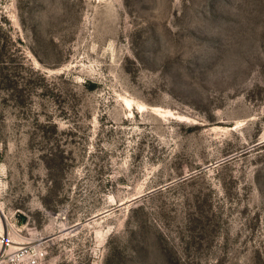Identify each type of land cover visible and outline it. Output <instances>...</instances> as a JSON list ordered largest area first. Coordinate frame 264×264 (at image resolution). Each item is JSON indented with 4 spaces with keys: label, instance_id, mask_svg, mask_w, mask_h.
<instances>
[{
    "label": "rangeland",
    "instance_id": "rangeland-1",
    "mask_svg": "<svg viewBox=\"0 0 264 264\" xmlns=\"http://www.w3.org/2000/svg\"><path fill=\"white\" fill-rule=\"evenodd\" d=\"M0 219L35 264H264V0H0Z\"/></svg>",
    "mask_w": 264,
    "mask_h": 264
},
{
    "label": "built area",
    "instance_id": "built-area-1",
    "mask_svg": "<svg viewBox=\"0 0 264 264\" xmlns=\"http://www.w3.org/2000/svg\"><path fill=\"white\" fill-rule=\"evenodd\" d=\"M43 255L40 247L29 242L13 246V237L10 233H0V264H35Z\"/></svg>",
    "mask_w": 264,
    "mask_h": 264
},
{
    "label": "bare ground",
    "instance_id": "bare-ground-1",
    "mask_svg": "<svg viewBox=\"0 0 264 264\" xmlns=\"http://www.w3.org/2000/svg\"><path fill=\"white\" fill-rule=\"evenodd\" d=\"M6 229H5V227L3 228V226H2V221H1V219H0V232L1 233H3V232H5L6 233ZM18 244H21V243H18V242H15V240H14V238H13V246H18Z\"/></svg>",
    "mask_w": 264,
    "mask_h": 264
}]
</instances>
